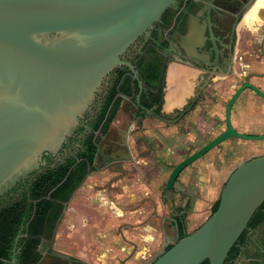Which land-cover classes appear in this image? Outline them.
<instances>
[{"label": "flooded vegetation", "instance_id": "obj_1", "mask_svg": "<svg viewBox=\"0 0 264 264\" xmlns=\"http://www.w3.org/2000/svg\"><path fill=\"white\" fill-rule=\"evenodd\" d=\"M151 49L166 67L159 95L160 84L143 83L137 69V65L153 56ZM125 61L133 65L137 75L126 67L110 74L90 112L80 120L61 150L56 155L43 156L46 166L41 167L42 172L85 150L109 93L121 77L131 81V94L122 96L117 111L124 106L126 122L111 137L110 124L106 134L99 138L92 165V173L113 174L110 189L126 177L133 182L139 175L135 165L141 162L140 175L143 188L147 190L164 168L167 173L158 198L145 195L144 200L168 205L177 197L176 186L183 184L180 176L195 164L203 162L206 172L202 179L199 173L194 174V178L211 188L224 186L227 176L238 164L264 156V0H175L150 32V38L140 39ZM170 64L178 67L172 87L167 73ZM120 96L117 94L115 98ZM98 135L99 131L95 132L94 140ZM223 135H226L223 141L181 170L172 189H167V181L176 165ZM97 150H100L98 154ZM124 150L129 154L125 162ZM171 157L178 160L168 162ZM223 163L231 164L224 174ZM121 164H128V171L121 169ZM215 164L219 165L216 169ZM39 174L35 173L34 178ZM182 188L178 196L188 203L192 197L184 186ZM169 213L167 220L176 234L174 219L185 220L188 212L185 207L172 206ZM152 214V217L158 216L156 210ZM47 230L46 227L37 246L40 259L35 264H86L50 247L43 248ZM18 252L16 247L12 249L11 264L12 260L16 264Z\"/></svg>", "mask_w": 264, "mask_h": 264}, {"label": "water", "instance_id": "obj_2", "mask_svg": "<svg viewBox=\"0 0 264 264\" xmlns=\"http://www.w3.org/2000/svg\"><path fill=\"white\" fill-rule=\"evenodd\" d=\"M174 2L0 0V198L42 173L43 156L61 150L114 70L137 75L126 55ZM225 136L176 165L167 189ZM263 202L264 156L238 164L216 211L184 238L174 233L176 241L150 264H224L243 232L253 240L248 223Z\"/></svg>", "mask_w": 264, "mask_h": 264}, {"label": "rangeland", "instance_id": "obj_3", "mask_svg": "<svg viewBox=\"0 0 264 264\" xmlns=\"http://www.w3.org/2000/svg\"><path fill=\"white\" fill-rule=\"evenodd\" d=\"M170 65L172 66L169 69L175 71V65ZM125 110L122 106L114 118L110 126V137L126 122ZM61 160L62 158H59V161ZM175 160L178 159L171 157L168 162H175ZM230 165L222 164V174ZM119 166L125 172L130 167L128 164ZM135 166L139 170L137 172L139 175L133 182L126 177L115 183L116 186L111 189L109 183L113 181L112 173L108 171L96 172L87 177L71 200L66 205H61L59 209L60 220L57 225L55 224L56 226L52 224L53 228H48L43 236V248L50 247L86 264H94V262L95 264H122L121 260L117 261L112 256L103 255L102 250L104 251V247L107 249V247L125 246V240H127L125 238L127 235L129 237L131 233L132 235L135 234L136 237L138 234L145 235L144 230L127 225L126 216L131 215V213L142 214L140 221L148 222L149 228L146 229L153 235L151 233L152 241L136 243L137 258H139L140 264H150L165 250L166 244L171 245L176 241L173 228L167 220L170 216L169 207L182 206L186 208L188 214L184 222L187 233L195 231L211 216L210 211L218 202L223 185L205 187L203 182L194 178L193 175L199 173V177L202 179V174L206 172L203 162L195 164L192 169L188 168L179 178L183 183L182 186L187 189L188 196L191 195V201L187 203L180 200L178 195L180 192L182 193L184 188L177 185V197L168 205L160 202L151 204L144 200L145 195L152 199L158 198V192L165 181L167 170L164 168L159 170L157 177H154L150 182L147 191L143 188V180L140 175L141 162ZM218 166L215 164V169ZM131 194L134 196L132 197ZM138 210L143 212L138 214L136 213ZM154 210L157 211L158 216L152 217ZM162 216L165 218L162 219ZM263 229L264 226L259 228L258 236L261 235ZM149 240L151 239L149 238ZM83 254L91 255L92 258L86 257L85 260ZM136 263L132 262V264Z\"/></svg>", "mask_w": 264, "mask_h": 264}, {"label": "trees", "instance_id": "obj_4", "mask_svg": "<svg viewBox=\"0 0 264 264\" xmlns=\"http://www.w3.org/2000/svg\"><path fill=\"white\" fill-rule=\"evenodd\" d=\"M151 52L153 56L145 63L137 65V69L140 70L143 83L147 85L160 84L157 91L159 95L164 85L163 78L166 67L161 65L153 49ZM123 75L124 73H121V76ZM130 84V79L123 77H121V81L119 78L114 84L106 100L103 113L87 139L84 151L65 159L53 168H47L35 178L33 174L27 179L21 180L13 190L0 198V264H11L14 247L19 249L18 254L15 255L16 264H35L40 259L36 249L41 242L45 228H53L52 224H58L61 205L70 201L86 178L94 171L92 165L99 138L106 134L119 109L122 96H130ZM118 86L119 88L116 89ZM117 94H121V96L115 98ZM110 106L109 114L102 124L105 112ZM97 131H99V135L94 140ZM218 203L219 200L212 209L211 215L216 211ZM174 225L177 230V240L188 234L183 218L174 219ZM261 226H264V202L248 223V228L253 233H256ZM251 241L247 231L243 232L230 250L224 264H235L242 256L243 248ZM256 243V253L251 257L249 264H264V253H262L264 250V229ZM170 247L171 245L167 246L164 251ZM202 264H208V261H204Z\"/></svg>", "mask_w": 264, "mask_h": 264}, {"label": "crops", "instance_id": "obj_5", "mask_svg": "<svg viewBox=\"0 0 264 264\" xmlns=\"http://www.w3.org/2000/svg\"><path fill=\"white\" fill-rule=\"evenodd\" d=\"M171 66L172 65H169V67H171ZM169 67H168V69H169ZM174 68H175V71L177 72L178 67L175 66ZM174 85H175V81H174ZM142 212H143L142 210L136 211V213H138V214L142 213ZM126 217L128 220L127 225H130L132 227H136L137 229L144 230L145 235H139L138 234L136 237L135 234L132 235V233H131V235H129V237L127 235V238H125V239H127V240H125L126 241L125 246L120 245V247H107V249L104 247V251L102 250V252H103L102 254L106 255L107 257L112 256V258L117 260V261L121 260L122 264H132V262H137L136 264H140V261H138L139 258H137L138 257L137 256L138 255V248H137L136 243L138 242L141 244V242L143 243V242L152 241L153 233L151 232L152 233V235H151V233H149L146 229V228H149L148 222L140 221L142 214L135 215V213H133V214L131 213V215L126 216ZM253 237H254L253 241H251L247 246H245V248H243L242 256L237 260V262L235 264H249L250 263L251 257L256 253V248H257L256 241L258 239V233L257 232L253 233ZM149 238L151 240H149ZM151 248H154V247H151ZM82 256H85L84 257L85 260L87 258H92L91 255H88V254L87 255L83 254ZM94 264H95V262H94Z\"/></svg>", "mask_w": 264, "mask_h": 264}, {"label": "bare ground", "instance_id": "obj_6", "mask_svg": "<svg viewBox=\"0 0 264 264\" xmlns=\"http://www.w3.org/2000/svg\"><path fill=\"white\" fill-rule=\"evenodd\" d=\"M171 69V68H170ZM169 69V70H170ZM175 69V68H174ZM176 71H172V70H170L169 72H167L168 73V77H169V86L171 85V86H173L174 85V80H175V77H176V75H177V73H175ZM168 80V79H167ZM171 95V94H170ZM168 96V97H171V96ZM171 100V99H170Z\"/></svg>", "mask_w": 264, "mask_h": 264}]
</instances>
